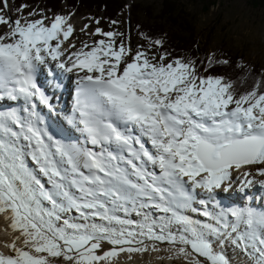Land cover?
<instances>
[{
	"label": "snow or ice",
	"instance_id": "obj_1",
	"mask_svg": "<svg viewBox=\"0 0 264 264\" xmlns=\"http://www.w3.org/2000/svg\"><path fill=\"white\" fill-rule=\"evenodd\" d=\"M0 3L8 6V0ZM22 19L0 14V24L10 29L0 34V92L31 102L27 117L0 112V214L19 232L5 244L10 253L0 252V264H51L50 258L112 264L121 253L158 251L163 243L176 246L187 264H229L210 239L219 229L206 230L179 210L191 199L187 184L227 193L231 170L264 166L259 84L237 96L223 77L200 76L194 63L180 59L164 63L166 54L159 60L143 51L133 55L117 44L119 33L100 28L94 34L107 41L85 43L65 62L62 46L74 31L68 17L57 15L50 25ZM49 59L66 72L83 73L76 107L92 147L62 143L40 126L35 100L51 104L36 73ZM257 172L264 176V167ZM249 177L245 171L243 187H264V180ZM144 209L170 215L157 223ZM132 212L142 221L128 218ZM231 215L237 222L223 224L231 228L227 235L235 233L233 243L254 264H264V213Z\"/></svg>",
	"mask_w": 264,
	"mask_h": 264
},
{
	"label": "rangeland",
	"instance_id": "obj_2",
	"mask_svg": "<svg viewBox=\"0 0 264 264\" xmlns=\"http://www.w3.org/2000/svg\"><path fill=\"white\" fill-rule=\"evenodd\" d=\"M125 1L127 8L121 14L116 23L105 19L102 15L100 17H96L94 15L88 14V12L63 10V12L60 14H52L46 12L41 6L24 7L21 11H15L11 8L10 0H8L7 7H4L3 4L0 3V9H2L0 14L4 15L6 18L10 17L12 20L24 18L27 20L47 19L48 21L53 20L57 15L64 16L68 14L69 19H72L75 27L82 30V34L78 36L76 35L73 40L78 43L79 37L82 35L84 36L85 34V40L83 43L77 46V49L80 50V48H83L85 43H87L89 46H92L98 40L104 39L107 41L108 38L102 35H97V37H95V35L90 36V34L92 35L95 33L97 28H100L103 32L112 31L119 33L120 35L115 37L117 44L123 42L126 47L130 49L132 48L133 55L137 51H143L148 54L149 58L155 57L156 60H159V57L162 55L160 49L139 36L136 32L135 25L138 22L148 25L149 21L150 23L154 21V19L159 15L163 5V0ZM180 1L184 3L187 6L188 11L194 15L193 22L198 33V38H200V45H208L210 54L224 55L226 51H230L232 53L239 52L245 55L248 62L258 63L262 69L264 68V6H254L248 0H217L216 4L210 3L209 9L205 10L202 0ZM133 4H136V7L135 11L132 10L131 13L130 8L133 6ZM140 6L149 7L150 10L152 9L154 11L155 17L150 20V18H152L151 16L153 15V12L152 14H146L143 9V11H139ZM29 13H34V15H29ZM97 21H99V23H97ZM82 24L83 26H81ZM4 27L9 29L7 25ZM180 60L194 63V61L188 59V56H182L180 57ZM172 61H174L173 58L166 56L164 63H169ZM248 167V172H253L264 166L249 165ZM254 168L256 169L252 170ZM254 174L257 175L258 173L254 172ZM193 193L194 192L189 194L191 197L190 200L195 199L192 197H200L198 193L193 196ZM203 199L204 198L201 200ZM183 209L185 210V208L180 210ZM223 211L224 210L222 209L211 207V209L208 210L209 217L206 218H208L210 223L216 226L214 217H219L218 215H221L218 212H222V215H224ZM224 212L226 215V211ZM166 215L167 214H161L158 216L163 217ZM187 217H189L191 221L198 225L203 223L208 224V221L204 222L199 221V219H194L190 216ZM158 248V251H152L149 249V251L144 253H121L119 257L112 261V264H134V262L135 264H154L156 260L166 262L165 264H175L174 262L179 263L182 261V259H184L182 255L177 253L176 246H170L167 243H163L158 244ZM214 249L220 252L218 250L220 248L215 245V242ZM235 249L237 250L238 247L232 249V251L228 249L227 254L223 253L225 256H228L227 259L229 264H233V260L238 261L236 264L241 263V261L245 262L246 264H254L252 257L242 252H234ZM127 255H131L132 261H130ZM50 260L51 264H66V262L63 261V258H50ZM249 261L251 263H249Z\"/></svg>",
	"mask_w": 264,
	"mask_h": 264
},
{
	"label": "trees",
	"instance_id": "obj_3",
	"mask_svg": "<svg viewBox=\"0 0 264 264\" xmlns=\"http://www.w3.org/2000/svg\"><path fill=\"white\" fill-rule=\"evenodd\" d=\"M205 10L217 0H202ZM254 6H264V0H248ZM11 7L18 11L21 5L26 7L41 6L46 12L60 14L63 10L88 12L96 17L104 16L109 21H117L127 8L125 0H10ZM159 15L148 25L138 22L136 32L150 44L157 46L162 54L173 59L188 56L194 61L200 76L223 77L225 82L233 85V92L239 96L257 88L264 92V68L258 63L248 62L245 55L226 51L224 55H212L208 45H200V38L193 22L194 15L180 0H163ZM136 4L130 8L135 11ZM146 14L154 11L149 7L140 6L139 11ZM142 10V11H143ZM161 41L156 45L155 41ZM227 61V63H223ZM211 62V63H210Z\"/></svg>",
	"mask_w": 264,
	"mask_h": 264
},
{
	"label": "bare ground",
	"instance_id": "obj_4",
	"mask_svg": "<svg viewBox=\"0 0 264 264\" xmlns=\"http://www.w3.org/2000/svg\"><path fill=\"white\" fill-rule=\"evenodd\" d=\"M65 17H68V23H70L72 26H73V29H74V31H73V33H72V35L69 37V40L68 41H65L64 42V44H63V46H62V50L64 51V55L63 56H61V60H63V61H65V62H67V59H68V56L72 53V52H74V51H79V49H77V46L78 45H80L81 43H83V41L85 40V34H84V36L82 35L81 37H79V41H78V43L76 42V41H74L73 40V38H75V36L77 35H80V34H82V30L81 29H77L76 27H75V25L73 24V21H72V19H69V16H68V14H66V15H64ZM54 20V19H53ZM48 20L47 19H45L44 20V22H45V24H49L50 25V23H51V21L49 20L48 22H47ZM4 26H6V25H3V24H0V34H3V33H6V32H8V31H10V29H7L6 27H4ZM81 26H83V24L81 25ZM95 34L93 33L92 35L90 34V36H94ZM95 37H97V35H95ZM92 38V37H91ZM94 38V37H93ZM70 45H75V48H72ZM81 49V48H80ZM86 51L88 50V49H85ZM131 50H132V48H131ZM70 66V65H69ZM57 68V67H56ZM62 72L63 73H65L63 70H62ZM68 72H66L65 74H67ZM31 164V163H30ZM249 165H246V166H242L239 170H240V172H239V170L237 171V170H231L232 171V175H233V179L237 176V175H240V173L241 172H245V171H248V169H249V167H248ZM256 168H254V169H252V170H255ZM255 172V171H254ZM235 173V174H234ZM235 175V176H234ZM255 175V174H254ZM232 179V180H233ZM193 189V188H192ZM200 190H201V192H204V193H206L207 194V197L206 198H204L203 200H201L203 203H205V208L204 209H199L196 205H194L193 203H189V205L187 206V207H185V210L183 209V210H180V212H181V214L182 215H184V216H190V217H192V218H194V219H199V221H204V222H207L208 221V218H206L207 216H205V217H203L201 214H199V212H201V213H205L206 215H208V217H209V214H208V210L209 209H211V207L212 208H219V209H222L223 210V208H222V206H221V203H220V201H219V198H220V196H219V194L216 192V193H213V194H210V193H208L206 190H204V189H201L200 188ZM200 190H199V192H200ZM222 193V192H221ZM190 194H192V193H190ZM195 194H197V193H193V196L195 195ZM197 196V195H196ZM192 198H195V200H197L198 199V197H192ZM194 200V199H193ZM192 200V201H193ZM220 200H222L223 201V199H220ZM260 202V199L259 198H250L249 197V203L250 204H247V210H250L253 206H254V204H256V203H259ZM224 204H228V205H231L232 207H239V206H241L242 204H239V203H234V202H231V197H229L228 199H227V201H225L224 202ZM214 206V207H213ZM255 209H256V211H257V213L259 214L260 213V208H257V207H254ZM246 209L245 208H243L242 210H245L246 211ZM217 211H220V210H217ZM225 211V210H224ZM223 211V214H224V216H225V218H226V215H225V212ZM159 213H161V214H164V213H162V212H158V215H161V214H159ZM218 213H220L221 215H222V212H218ZM149 214H150V219H155L157 222H159V217H161V216H156V215H153V213H151V212H149ZM204 214V215H205ZM121 215H123V213H121ZM156 216V217H155ZM219 217H220V215H218ZM163 217H165V216H163ZM219 217H214V221L216 222V226L215 225H213L212 223H210V221H208V224H206V223H203V224H199L200 226H202V227H204L203 225H207V226H211V227H214L215 229H216V227H217V225H218V222H221V224L219 225V229H220V226H222V224L224 223V221H221L220 219H218ZM128 218H131V215H130V217H128ZM135 218H139V221H142V219H143V216L142 215H137ZM133 219V218H132ZM211 219V218H210ZM135 221H138V220H136V219H134ZM227 224H230L228 221L226 222ZM196 224V223H195ZM198 225V224H197ZM241 228H242V226H241ZM222 230L224 231L223 233L224 234H226L227 235V233L228 232H230L231 231V228L229 227L228 229H225L224 227L222 228ZM233 234H235V233H233ZM17 235H19V232L17 231V232H12L11 231V229H10V227H9V221H7L6 219H5V217H4V215H2V214H0V252H3L4 254H9L10 253V250L7 248V247H5V244L6 243H11L12 241H13V239H14V237L15 236H17ZM233 236V235H232ZM16 243H17V245L18 246H20L21 244H22V241H16ZM244 250V249H243ZM231 251V250H230ZM234 252H237V250L235 249L234 250ZM244 253L245 254H247V252L244 250ZM225 254V253H224ZM225 256V255H224ZM119 257V256H118ZM127 257H129L128 255H127ZM226 258H227V256H225ZM135 258V257H134ZM230 258H231V256H230ZM119 260V259H118ZM130 261H132L131 259H130ZM186 260H185V258L184 259H182V261H180L179 263H177V262H174L175 264H186ZM238 262V261H237ZM166 262H163V261H155L154 262V264H165ZM249 263H251L250 261H249ZM114 264V263H113ZM134 264H135V262H134ZM239 264H241V263H239ZM251 264H253V263H251Z\"/></svg>",
	"mask_w": 264,
	"mask_h": 264
}]
</instances>
